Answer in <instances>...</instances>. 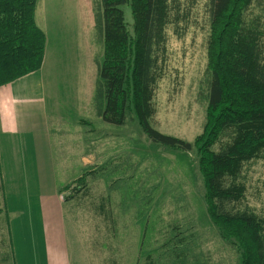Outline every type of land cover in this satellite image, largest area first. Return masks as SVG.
<instances>
[{
    "label": "rangeland",
    "instance_id": "374dc122",
    "mask_svg": "<svg viewBox=\"0 0 264 264\" xmlns=\"http://www.w3.org/2000/svg\"><path fill=\"white\" fill-rule=\"evenodd\" d=\"M206 1L190 7L182 36L172 27L166 31L163 73L149 119L161 134L192 144L203 133L206 117ZM181 3L190 6V0ZM92 4L37 0L35 8V21L48 42L50 106L78 107L83 115L71 113L63 134L72 158L83 160L58 184L62 201L68 199L64 216L71 264H241L237 246L221 237L206 212L194 150L185 153L149 140L132 107L122 126L106 124L95 114L103 48ZM262 10L253 7L248 14L263 16ZM124 13L130 23L128 6ZM79 95L81 106L76 104ZM0 166L6 178L0 175V264H34L38 182L19 174L7 156ZM241 174L244 194L236 209L264 222V156L245 164Z\"/></svg>",
    "mask_w": 264,
    "mask_h": 264
},
{
    "label": "trees",
    "instance_id": "16d2710c",
    "mask_svg": "<svg viewBox=\"0 0 264 264\" xmlns=\"http://www.w3.org/2000/svg\"><path fill=\"white\" fill-rule=\"evenodd\" d=\"M196 2L182 8L181 0H93V26L103 48L95 109L104 123L122 126L132 107L149 140L185 153L194 150L210 220L237 246L241 264H264V222L236 209L244 194L242 168L264 156V14H248L253 7L262 10L264 0L206 1L207 106L203 133L193 144L149 124L166 31L172 27L182 36ZM36 5L37 0H0V87L41 68L46 37L35 21Z\"/></svg>",
    "mask_w": 264,
    "mask_h": 264
},
{
    "label": "crops",
    "instance_id": "0c3cea01",
    "mask_svg": "<svg viewBox=\"0 0 264 264\" xmlns=\"http://www.w3.org/2000/svg\"><path fill=\"white\" fill-rule=\"evenodd\" d=\"M47 46L46 39L43 62L38 71L0 87V162L9 157L10 163L14 161V166L18 167L19 174L25 173L38 182L34 264H71L64 216L66 203L60 197L58 184L68 179L74 163L83 160L76 155L72 158L67 151L69 140L63 135L65 122L72 118L71 113L79 117L82 109L76 107V111L73 108L67 111L57 109L56 105L50 106ZM77 97L76 104H84L81 95ZM82 120V117L78 119ZM20 166H24V170H20ZM0 175L6 179L1 166Z\"/></svg>",
    "mask_w": 264,
    "mask_h": 264
}]
</instances>
